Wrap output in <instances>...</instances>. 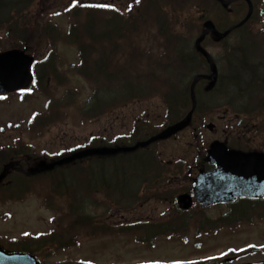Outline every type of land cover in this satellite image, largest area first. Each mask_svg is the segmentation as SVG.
I'll return each instance as SVG.
<instances>
[{"label":"trees","instance_id":"16d2710c","mask_svg":"<svg viewBox=\"0 0 264 264\" xmlns=\"http://www.w3.org/2000/svg\"><path fill=\"white\" fill-rule=\"evenodd\" d=\"M180 1H192L187 3V8L196 9L191 11L192 22L189 23L187 30L176 29L167 7L162 5L157 7L152 1L144 0L142 8L130 17L135 20L130 21L127 28L123 22L125 16L114 9L110 11L82 4L67 6L63 9V14L69 21V29L63 33L57 25L52 24L50 10L46 8L44 0H0V50L19 48L36 57H40L46 51L45 58L37 60L35 64L34 87L53 99L57 88L66 84L65 75L59 73L56 67L57 45L64 42L76 46L81 59V75L86 81L95 84L98 89H109L114 92L118 89L121 94L125 93V89L129 94L138 89L144 91L145 96L152 94L159 96L167 106V115L162 123L164 127L183 119L191 108L188 87L180 89L169 85V82H173L172 75L177 69L154 76V74L138 72L136 62H131L127 72L106 70V64L97 66L94 70V58L95 55L100 54L105 57L104 53L108 49L114 57L124 50L125 44H128V49L135 50L133 46L136 41L133 35L141 32L144 34L154 32L162 40L166 50H178L180 48L176 43L179 42L177 39L179 35L201 30L204 18L212 20L218 30L234 25L232 23L234 18L227 12L222 19L219 8L217 11H211L212 15L206 14L202 9V0ZM196 11L203 13L202 20L196 15ZM109 18L110 20L107 21ZM209 42L210 40L207 39L204 46H209ZM212 44L216 45V43ZM188 49L187 45L181 48L182 51ZM227 49L236 51L235 47ZM234 58L238 56L231 54L225 59V62H228L226 68L229 74L227 85L233 78L231 62ZM244 59L247 62V58ZM197 66L198 62L194 67ZM187 71L191 72V69L188 68ZM158 77H161V86L155 87L154 79ZM241 82L244 87L242 89L239 87L238 90L236 88L237 96L228 95L226 98L236 100L237 97H243L247 100L245 107H240L244 108L243 113L264 117V104L258 100L260 98H257V94L253 92L255 90L250 86V82L251 84L253 82H243V80ZM220 85L219 82L218 88ZM218 88L214 94L219 92ZM210 100L213 102L205 109V113L209 115L222 109L228 111V107L232 110L234 106V104L221 105L217 96ZM202 108L204 109L205 106L199 103L198 110L201 111ZM107 111L99 110L97 104L93 102L85 116L87 119L95 118ZM65 120L66 114L62 111V106L53 101L44 113L35 114L30 131L40 136L52 125ZM158 130L150 123H145V127L140 132L135 130L129 139L118 137L108 140L104 136H94L79 149L128 146L129 143L148 138ZM195 135L197 138L196 132ZM195 147L197 154L193 160H166L162 156L163 151L153 145L147 149H138L133 153L120 154L112 158L91 157L79 160L57 167L51 173L34 177L12 172L0 185V204L23 202L31 195L37 194L38 189L41 188L45 206L57 212L59 219L44 236L13 240L6 244L0 241V247L11 252H28L44 261L48 254L61 253L80 246L81 238L125 236L134 238L137 243L149 245L160 237L182 236L188 231L189 220L179 211H175V197L181 193H190L194 187L197 170L209 167L204 161L206 148L196 144ZM70 152L72 148H65L55 153L47 151L38 153L33 146L18 137L12 144L0 148V171L7 163H14L18 168L27 170L41 162H52L68 156ZM116 159L119 161H114ZM109 169L112 172H109ZM152 201L172 206L173 212L154 223L134 224H112L110 218L102 219L89 212L100 203L111 205L112 202V207L117 210L129 212L131 209L140 208V204ZM238 204L233 206L229 214L220 217L217 221L209 220L205 216V209H199L197 231L215 233L227 227L235 228L241 223L248 224L251 219H260L264 215V200L243 201L241 205ZM63 210H65L64 214Z\"/></svg>","mask_w":264,"mask_h":264},{"label":"rangeland","instance_id":"374dc122","mask_svg":"<svg viewBox=\"0 0 264 264\" xmlns=\"http://www.w3.org/2000/svg\"><path fill=\"white\" fill-rule=\"evenodd\" d=\"M108 1L110 0H46L51 7V15H57V13H60L59 11L73 3L97 5ZM112 1L116 6L122 8L124 3L131 0ZM170 15L172 21H175L176 28H181L185 23L190 22L187 14L171 13ZM53 19L58 25L67 27L65 20L61 17L53 16ZM193 36L196 35L179 37L182 41H188ZM156 44L162 45L163 42ZM156 44L154 45L156 46ZM144 46H149V44ZM235 49L239 51L238 56L243 57V59L246 57L250 61L252 48L248 44H240ZM189 50L190 48L187 51ZM210 51L216 58L219 57L220 52H218L217 47H211ZM58 56L59 64L57 66L61 71L60 73L65 75L64 81L68 84L66 87L57 89L55 99L62 106V111L66 114V120L52 125L40 136L34 135L30 131L32 117L35 112L44 113L51 103V98L43 96L36 90H33L34 95L29 101H23L22 95L19 93L4 97L3 101L0 102V129H5L6 132H0V146L12 144L14 139L21 137L23 142L33 146L38 153L43 151L54 153L64 148L83 144L91 136L102 134L108 136L109 139H113L122 134H129L140 116H151L154 127H158L165 120V106L159 98L143 102L137 101L124 106L112 105L114 107L107 109L111 111L104 112L100 117L85 119L83 116L91 106L88 101L94 97L95 88L85 82L79 75V58L75 47L60 44ZM176 74L177 71H174L173 78ZM223 75L225 84L221 88L223 93L221 97L225 100L230 99L224 103L225 105L234 104L232 110L228 107L230 109L229 113L232 115L233 111L240 109L239 106L245 107L247 100L243 97H237L236 101L226 98L228 95L235 96L237 93L236 87L230 86V84L227 85L229 74L226 75V72L223 71ZM184 80L187 81L185 77ZM175 84L174 86L177 87ZM233 90L235 92H232ZM119 94L121 93L118 92V89L115 92L110 90L109 93H104L105 103L122 98L123 95ZM240 94H243V92H240ZM110 97H116V99ZM238 98L242 100H238ZM219 114L221 116L222 112ZM218 121L219 118L216 116L212 118L210 123H218ZM263 121L264 118H261L256 120V124L247 125V129L256 128L257 135L249 137L253 133L248 134L244 138V142L252 141L254 148L264 152ZM8 126H12L11 131H8ZM217 129L216 133L207 132L204 139L201 137L199 141L201 148H206L214 140L223 141L225 139L226 133L222 129V124L218 123ZM186 134L191 135V130ZM189 141V137L186 135L181 136L177 141L171 142L168 149H166L165 156L168 159L192 160L194 153L191 152ZM109 172H112V170L109 169ZM42 196L43 191L39 188L37 194L31 195L21 203L0 204V241L6 244L13 240L46 235L48 230L54 227V224L58 222L59 214L47 209ZM112 204V202L111 205L100 203L95 208L90 209L89 212L102 219L110 218L112 224L154 223L172 213V206L155 201L140 204V208L131 209L129 212L117 210V208L112 207ZM228 210L229 208L226 206L210 208L205 211V216L211 221H217L220 217L226 215ZM64 213L65 210H63ZM198 214L199 210H196L187 217L189 228L185 234H182V236L187 237L185 241L181 240L180 237H172V239L161 237L152 246L150 244L147 246V244L137 243L134 238L124 236L81 238L80 246L61 253L48 254L47 258L44 259V263L141 264L160 262L163 264H189L191 261L198 259H215L226 255L229 257L224 260H212L208 264H264V215L260 219H251L248 224L247 222L241 223L236 230H223L219 231L218 234L204 232L202 236H197V225L200 219ZM249 248L254 249L248 254L241 256H234L233 254Z\"/></svg>","mask_w":264,"mask_h":264},{"label":"water","instance_id":"95a60500","mask_svg":"<svg viewBox=\"0 0 264 264\" xmlns=\"http://www.w3.org/2000/svg\"><path fill=\"white\" fill-rule=\"evenodd\" d=\"M227 6V3H224ZM240 24H244L249 18ZM206 30L196 42V49L207 59L212 69L211 76L205 78L212 80L211 90L218 79L217 67L211 56L202 48L201 44L205 36L212 33L217 40L225 38L231 30L219 33L211 22L205 24ZM34 58L26 55L24 51L13 50L0 54V96L13 93L19 90H27L32 82L31 66ZM195 84L191 87L193 108L188 117L175 125L162 131L147 142L140 143L133 148H101L87 149L75 153L71 157L64 158L52 164H41L37 168L30 169L26 174L38 175L53 171L57 166L74 162L89 156L115 155L120 152H132L139 147H147L153 142L165 140L188 127L191 123L192 114L196 107ZM209 160L217 166L212 173H200L197 178V186L194 190L195 198L201 204L212 206L221 203L234 202L241 198L264 199V155L260 153L244 154L237 151H228L226 146L220 142H214L210 146ZM11 170L25 173L14 166L8 165L0 174V184L9 175ZM178 204L182 209L188 210L193 205L192 197L183 195L178 198ZM0 264H40L31 255L8 254L0 249Z\"/></svg>","mask_w":264,"mask_h":264},{"label":"flooded vegetation","instance_id":"af4514ba","mask_svg":"<svg viewBox=\"0 0 264 264\" xmlns=\"http://www.w3.org/2000/svg\"><path fill=\"white\" fill-rule=\"evenodd\" d=\"M232 5L235 15L239 16L238 18H240L242 12L247 15L251 5L252 14L249 21L250 33L247 35L252 48L249 69H252L251 79L255 82L254 84H260L264 87V0H249V2L247 0H239ZM221 8V13L224 16L225 10H223L224 8L222 6ZM239 38H241V35ZM220 53L224 55L225 50H221ZM209 84L210 82H208L207 86Z\"/></svg>","mask_w":264,"mask_h":264},{"label":"bare ground","instance_id":"6f19581e","mask_svg":"<svg viewBox=\"0 0 264 264\" xmlns=\"http://www.w3.org/2000/svg\"><path fill=\"white\" fill-rule=\"evenodd\" d=\"M249 67H250V61L246 62L245 59H239V58L232 59L231 73H233V78L232 81L230 82V86L236 87L237 90L239 89V87L240 89H242V87L244 86L241 84L242 83L241 80H243V82L251 80L252 69H249ZM184 77H185L184 73L181 74L177 73L176 75H174V78H172L173 84L177 82L175 84L176 86L180 84L184 85L185 84ZM235 77H237V79H235ZM174 79H176L177 81Z\"/></svg>","mask_w":264,"mask_h":264}]
</instances>
